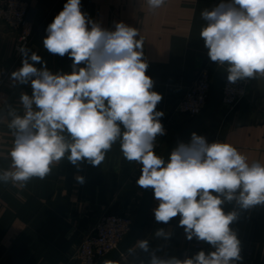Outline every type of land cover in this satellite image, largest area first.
<instances>
[{"label": "clouds", "instance_id": "1", "mask_svg": "<svg viewBox=\"0 0 264 264\" xmlns=\"http://www.w3.org/2000/svg\"><path fill=\"white\" fill-rule=\"evenodd\" d=\"M146 3L155 10L166 0ZM201 16L207 55L225 68L229 83L264 76V0H221ZM46 33L44 49L68 56L71 72L54 74L40 55L19 47L22 66L10 78L14 85L30 84L32 94L20 95L22 115L9 107L14 140L11 164L0 169V183L23 188L33 178H46L65 158L78 171L84 163L99 167L119 141L124 158L141 165L137 186L151 189L158 202L152 209L155 221L167 225L179 217L187 240L213 249L184 259L161 257L142 239L138 247L149 255L147 264L241 261V241L230 227L239 213L225 212L224 205L264 206V163H249L233 145L209 143L195 132L188 143H178L167 162L155 153L156 138L165 134L164 112L157 110L162 95L146 75L149 65L136 28L118 22L115 30L104 29L81 10V0H67ZM75 180L85 183L82 175ZM155 236L167 240L172 233L160 228Z\"/></svg>", "mask_w": 264, "mask_h": 264}, {"label": "crops", "instance_id": "2", "mask_svg": "<svg viewBox=\"0 0 264 264\" xmlns=\"http://www.w3.org/2000/svg\"><path fill=\"white\" fill-rule=\"evenodd\" d=\"M220 2L166 0L162 7L152 10L146 0H81V10L102 28L115 30V24L123 22L136 28L138 38L143 40V58L149 65L146 75L154 81L153 90L162 95L157 110L164 112L160 120L165 134L155 140L157 155L161 156L194 119L179 115L176 103L196 73L204 67L215 73L219 66L210 61L200 32L206 26L202 11ZM65 3L67 0H30L29 18L35 34L28 48L40 55L54 74L70 73L72 60L48 53L42 41L47 26ZM17 38V31L0 23V169H8L11 164L14 137L8 127L9 107L22 115L20 95L32 94L30 84L14 85L10 78L22 66V56L15 57ZM34 66L42 67L39 63ZM195 133L209 143L233 145L249 163H264V77L254 78L248 95L234 109L229 110L220 100ZM140 168L139 163L124 158L117 141L99 167L84 163L78 171L65 158L52 166L46 178H33L23 188L0 183V264H74L67 262L69 255L102 213L128 212L136 217L145 192L136 184ZM76 175L84 176L85 183H78ZM157 203L153 198L141 233L112 264H140L141 260L147 264L149 255L138 247L142 239L150 242L151 249H159L156 254L161 257L184 259L195 255L192 249L198 241L186 239L179 217L167 225L155 221L152 209ZM224 210L239 213L230 225L241 241L242 260L237 263L250 254L251 264H264V206L244 210L233 202L226 203ZM160 228L170 231L171 238H157L155 231Z\"/></svg>", "mask_w": 264, "mask_h": 264}, {"label": "built area", "instance_id": "3", "mask_svg": "<svg viewBox=\"0 0 264 264\" xmlns=\"http://www.w3.org/2000/svg\"><path fill=\"white\" fill-rule=\"evenodd\" d=\"M30 0H0V23L17 31L15 57H20V46L28 48L34 34L35 25L29 18ZM213 71L208 67L200 69L190 86L176 103V112L190 119L199 115L206 107L212 87ZM264 77V76H261ZM254 78H246L236 83L227 81V73L223 79L220 100L229 110L234 109L240 100L245 98L251 88ZM134 216L131 213L104 212L97 219L95 226L83 234L80 242L69 255L67 262L74 264H97L111 251L116 249L130 233ZM204 250L212 251L205 242H196L193 253ZM248 254L242 263L251 264Z\"/></svg>", "mask_w": 264, "mask_h": 264}, {"label": "water", "instance_id": "4", "mask_svg": "<svg viewBox=\"0 0 264 264\" xmlns=\"http://www.w3.org/2000/svg\"><path fill=\"white\" fill-rule=\"evenodd\" d=\"M225 75V68L218 66L217 70L213 75L211 93L206 107L177 135V137L169 144V146L162 153L161 157L165 159L166 162L169 159L170 153L173 149L177 147L178 143L185 142V140L188 139L193 132H195L204 122H206L212 116L220 101L221 87ZM14 96L15 94L8 102V105L11 103ZM7 106L5 108H7ZM152 200L153 191L151 189L145 190L130 233L126 236V238L120 243V245L116 249L107 254L97 264H104V261H110L112 264L117 258L125 254V252L130 248V246L141 233Z\"/></svg>", "mask_w": 264, "mask_h": 264}]
</instances>
